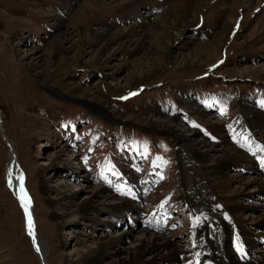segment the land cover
I'll return each instance as SVG.
<instances>
[{
	"label": "rangeland",
	"instance_id": "rangeland-1",
	"mask_svg": "<svg viewBox=\"0 0 264 264\" xmlns=\"http://www.w3.org/2000/svg\"><path fill=\"white\" fill-rule=\"evenodd\" d=\"M215 1L188 17L192 24L170 28L175 40L159 44L166 57L156 74L126 83L142 49L121 50L117 41L104 45L97 32H116L133 21L159 28L162 13L153 0H0V264H40L25 232V213L6 185L9 148L22 173L44 264H70L99 238L122 229L116 217L101 213L88 215L99 222L60 225L64 210L53 199L63 193L80 204L90 200L91 190L102 189L91 204L103 205L134 195L132 210L118 213L132 225L124 251H134L141 238L136 231L145 225L187 251L193 202L220 208L237 203L232 220L249 233L261 220L264 209H252L259 206L256 196L231 200L214 193L209 184L220 177L217 167L180 149L176 133L163 126L172 120L218 150L244 143L250 129L244 128L249 112L242 107L264 111V20L254 29L262 4L227 0L237 17L226 32ZM126 6L140 13L125 14ZM219 34L217 58L183 65L182 56ZM146 42L155 45L150 36ZM29 53L38 62L32 69L24 64L32 60L24 58ZM240 176L246 182L253 174ZM258 241L264 253V236Z\"/></svg>",
	"mask_w": 264,
	"mask_h": 264
},
{
	"label": "bare ground",
	"instance_id": "bare-ground-1",
	"mask_svg": "<svg viewBox=\"0 0 264 264\" xmlns=\"http://www.w3.org/2000/svg\"><path fill=\"white\" fill-rule=\"evenodd\" d=\"M212 1L174 0V2H171L163 0L161 4V1L159 3V1L153 0L154 7L161 10L162 13L160 16L161 21L157 25L159 28H153L152 25L146 27L140 22L133 21L125 29L116 32H110V30L106 29L99 30L97 33L100 37L105 36L104 45L117 41L121 45V50H127L129 47L142 49V61L137 64L132 77L125 81L126 83L129 81L138 83L140 80L156 74L163 64L161 60L166 57L163 54L165 48H161L159 44L166 43L165 40H170L169 43L175 40L170 28L176 29L192 24L194 20L189 21L187 18L194 16L195 13H200ZM236 1L238 2L239 0L234 2ZM226 2L227 0H216L215 7L224 14V17L220 20L224 31L229 32L233 28L237 15L236 10L231 8ZM256 2H261L263 14L257 20L258 24L254 29H257L258 25L264 20V0H256ZM245 7L243 6V8ZM87 10L91 11V9ZM122 12L133 16L140 13L135 8L132 9L131 6L124 7ZM165 17H172L171 21L166 20ZM55 18L58 21H62L61 17L57 16ZM65 35L63 33L62 37L60 36L55 40L56 49L66 39L64 38L66 37ZM148 36L152 37L155 40V45L158 46L147 43L146 38ZM221 37L222 35L219 34L212 42L200 44L195 50H192L189 57L182 56L183 65L194 63L200 58H205L208 61L217 58V47L220 46ZM247 38L248 35H246L245 39ZM27 56L30 59L32 58L31 62L24 63L28 68L32 69L38 66V62H35L36 56L33 53L25 54L24 58ZM180 64L177 63V65ZM138 69L139 71H137ZM112 72L105 75L108 76ZM242 108L249 112V116L243 120V125L244 128H248L250 131H246L248 135L244 137V143L241 146L236 145L215 150L205 140L196 138L193 131L184 130L181 124H174L172 120H166L168 123L163 124V126L176 133L180 149L190 153L200 163L209 162L217 167L220 177L214 178L209 184L210 189L214 193H218L220 196L225 194L231 200L246 197V195L248 198L256 196L255 199L259 206L256 205L252 209H264V180L260 176V174H264V166L261 164V161L264 160V111L251 106ZM184 132L188 133L184 134ZM5 167L7 188L20 203L18 192L21 183L23 187V177L15 162L12 149L8 151ZM230 169L240 173L229 176L227 172ZM248 172H252L253 176L248 181L242 182L240 180L242 176L240 175ZM19 177H22V181L18 179ZM9 181H11V184ZM185 183L188 185L187 180ZM195 184L197 193H201V184ZM231 184H236L237 187L230 188ZM248 189L250 190L245 192ZM48 192H51V190L48 189ZM102 192V189L91 190L90 200L80 204L72 203L71 199L73 196L65 193L53 199L56 206L60 210H64L63 214L59 216L61 219L60 225L61 223L62 225H73L81 220L91 223L99 222L98 219L96 221V219L89 218L88 215H99L101 213L116 217L117 223L122 226L117 236L99 238L92 247L85 248L76 260L70 261V264H264V253L257 250L259 249L257 247L258 240L264 236V215L261 216V220L258 223L254 224L249 233L232 220V216L236 212L237 203L235 202H231V205L225 208L210 206L209 203L204 204L203 202L192 203L193 225L190 230L191 244L187 251L179 250L172 238L168 237L160 240V236L154 234L153 226L148 230L147 225L144 226L143 230L138 229L136 231L141 238L137 240V246L134 251H124L121 243L124 237L129 235V229L132 228V225L129 224L131 221L122 220L118 213L124 210H132L130 199H133L134 195L129 196L126 194L127 197L120 198L111 205L91 204L92 199L101 197ZM189 200H192V198L190 197ZM135 211L137 209L134 210V214L136 213ZM28 213L29 218L26 219L25 217V232L31 240L38 261L40 264H44V259L46 258L44 246L33 234L35 223L29 205ZM29 226L31 227L32 235H29ZM105 226H107L106 223ZM237 245L242 247L243 255L237 251ZM250 252L251 254L253 253L254 258L248 257ZM144 255H146V259L141 260Z\"/></svg>",
	"mask_w": 264,
	"mask_h": 264
},
{
	"label": "snow or ice",
	"instance_id": "snow-or-ice-1",
	"mask_svg": "<svg viewBox=\"0 0 264 264\" xmlns=\"http://www.w3.org/2000/svg\"><path fill=\"white\" fill-rule=\"evenodd\" d=\"M261 164H262V166H264V160L261 161ZM18 179H20L22 181V177H19ZM9 183L11 184V181H9ZM18 199L20 200L21 208L23 209V211L25 213V217H26V219H28L29 218L28 205L30 202L27 200V196L23 190L22 183H21V187H20L19 192H18ZM29 235H32L30 226H29ZM34 244H35V242H34ZM237 251L240 252L241 255H243V249L241 246L237 245Z\"/></svg>",
	"mask_w": 264,
	"mask_h": 264
},
{
	"label": "water",
	"instance_id": "water-1",
	"mask_svg": "<svg viewBox=\"0 0 264 264\" xmlns=\"http://www.w3.org/2000/svg\"><path fill=\"white\" fill-rule=\"evenodd\" d=\"M2 139L4 140V142L6 143V139H5V137L2 135ZM7 144V143H6ZM8 148H9V146H8ZM9 150L11 151V149L9 148Z\"/></svg>",
	"mask_w": 264,
	"mask_h": 264
}]
</instances>
